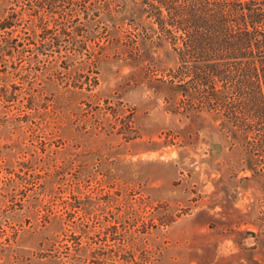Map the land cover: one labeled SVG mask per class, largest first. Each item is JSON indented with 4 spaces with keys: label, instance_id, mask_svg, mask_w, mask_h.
<instances>
[{
    "label": "rangeland",
    "instance_id": "1",
    "mask_svg": "<svg viewBox=\"0 0 264 264\" xmlns=\"http://www.w3.org/2000/svg\"><path fill=\"white\" fill-rule=\"evenodd\" d=\"M85 27L37 56L0 39V264H264L262 181L175 107L171 47L129 57L132 23Z\"/></svg>",
    "mask_w": 264,
    "mask_h": 264
},
{
    "label": "trees",
    "instance_id": "2",
    "mask_svg": "<svg viewBox=\"0 0 264 264\" xmlns=\"http://www.w3.org/2000/svg\"><path fill=\"white\" fill-rule=\"evenodd\" d=\"M0 1L8 9L0 18L1 42L15 32L17 44H35L27 49L36 56L60 51L78 35L85 48L99 36L98 31L90 35L86 23L103 16L113 27L134 25L130 45L118 50L129 57H142L148 43L168 44L175 55L168 71L175 107L217 121L243 168L251 171L246 177L262 181L264 192V0ZM101 32L117 39L106 27ZM14 46L7 53L27 50ZM13 181L5 183L6 190L14 188ZM7 194L0 192L2 199Z\"/></svg>",
    "mask_w": 264,
    "mask_h": 264
}]
</instances>
